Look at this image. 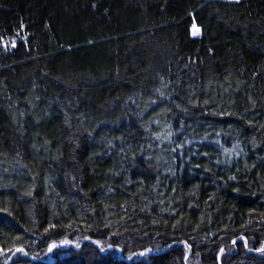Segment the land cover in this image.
<instances>
[{"label": "trees", "instance_id": "obj_1", "mask_svg": "<svg viewBox=\"0 0 264 264\" xmlns=\"http://www.w3.org/2000/svg\"><path fill=\"white\" fill-rule=\"evenodd\" d=\"M0 37V264H264V0H0Z\"/></svg>", "mask_w": 264, "mask_h": 264}, {"label": "snow or ice", "instance_id": "obj_2", "mask_svg": "<svg viewBox=\"0 0 264 264\" xmlns=\"http://www.w3.org/2000/svg\"><path fill=\"white\" fill-rule=\"evenodd\" d=\"M236 2L239 3V0H236ZM191 35L193 37H196V36L200 35L199 29L193 30L192 33H191ZM0 41H3V38L2 37H0ZM4 43H5V46H6L7 43H9V42H4ZM10 43H12L13 46H15V42L14 41H11ZM156 91L157 92H160V89H156ZM160 95L163 96L164 95L163 92H160ZM152 103H155V101H153ZM170 135H171V133H169V136ZM230 179H234V177H231ZM50 227L51 228H55L56 225L53 224ZM45 231L47 232L48 229H45ZM241 239H243V237H241ZM92 243L96 246V248L98 249V251L100 253H105L106 251L112 249V245L111 244L107 245V248H106L102 244V242L99 241V240L92 241ZM233 243L235 244L236 241H233ZM66 246L74 247L75 249H79L81 247V245L79 243L73 244V242L71 240L64 239L59 244H57L56 242H52L51 244H49L48 245V252L49 253H52L54 249H57V248H60V247H66ZM114 250L115 251H123V249H120V248H116ZM223 251H224L223 249L220 250L221 254H223ZM257 251L264 252V247H261L260 249H257ZM15 252H18V253L22 254L23 256H27L28 255V253L25 251L24 248H17L15 250ZM150 253H151V249H147L144 252L139 253L138 255L141 256V257H143V256H146L147 254H150ZM13 255H15V253H13ZM135 255H137V254L134 253L133 255L128 256L127 259L128 260H132L133 259V256H135ZM17 264H22V262H17Z\"/></svg>", "mask_w": 264, "mask_h": 264}, {"label": "rangeland", "instance_id": "obj_3", "mask_svg": "<svg viewBox=\"0 0 264 264\" xmlns=\"http://www.w3.org/2000/svg\"><path fill=\"white\" fill-rule=\"evenodd\" d=\"M195 29H196V28H195V26H194V27L192 28V31L195 30ZM192 31H191V33H192ZM58 244H59V243H58ZM73 244H75V243H73ZM66 247H67V246H66ZM61 248H65V247H61ZM50 258H51V257L48 256V259H50Z\"/></svg>", "mask_w": 264, "mask_h": 264}, {"label": "bare ground", "instance_id": "obj_4", "mask_svg": "<svg viewBox=\"0 0 264 264\" xmlns=\"http://www.w3.org/2000/svg\"><path fill=\"white\" fill-rule=\"evenodd\" d=\"M196 29H198L197 27H195Z\"/></svg>", "mask_w": 264, "mask_h": 264}]
</instances>
